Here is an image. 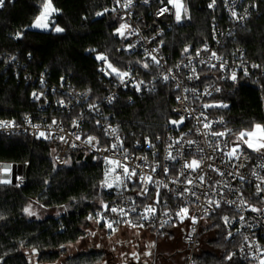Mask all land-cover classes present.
<instances>
[{"label":"built area","instance_id":"1","mask_svg":"<svg viewBox=\"0 0 264 264\" xmlns=\"http://www.w3.org/2000/svg\"><path fill=\"white\" fill-rule=\"evenodd\" d=\"M260 1L222 0L226 19L211 22V39L170 63L163 53V38L169 23H179L174 3L109 0L103 13L119 21L116 33L124 42L119 53L138 59L118 70L106 57L99 58V73L110 79L107 93L99 100L92 99L90 90H69L64 78L58 91L48 84L45 72L38 79L26 75L36 85L30 102L38 112L20 120L0 118V138L29 135L50 142L56 146L52 155L56 167L65 165L69 152L78 148L103 161L116 162L114 179L119 186L109 189L113 197L92 215L102 229L128 228L161 235L179 231L186 251L184 264H196L203 228L226 209L221 218L227 240L236 243L233 257L245 264H261L264 151L236 149L229 121L213 111L219 105L208 102L221 92L223 84L235 86L242 79L260 83L264 79V62L251 60L245 49L228 44L237 29L247 27L260 15ZM209 5L215 10L213 0ZM150 8V18H146L142 9ZM0 63L7 68L16 59L0 54ZM163 84L176 93L164 133L139 137L133 132L122 133L112 111L114 103L126 95L132 104L138 97L156 93ZM54 109L70 117L58 116ZM90 122L97 133H86ZM193 161L197 165L188 167ZM14 165L21 164H0V185H12ZM22 166V173L15 174L18 186L27 183L26 166Z\"/></svg>","mask_w":264,"mask_h":264},{"label":"trees","instance_id":"2","mask_svg":"<svg viewBox=\"0 0 264 264\" xmlns=\"http://www.w3.org/2000/svg\"><path fill=\"white\" fill-rule=\"evenodd\" d=\"M213 2L215 10L209 9L210 0L183 1L188 18L181 23H169L163 38V53L170 63L208 42L212 21L225 22L222 0ZM4 3L0 10V54L14 57L16 63L7 68L0 63V118L20 120L38 112L30 102L36 85L26 75L38 79L45 72L48 84L55 85L58 91L64 78L69 90H90L92 99L99 100L107 93L110 79L99 73L98 57H106L118 70L138 59L119 53L124 43L116 33L119 21L103 13L109 0H50L55 13L48 32L32 29L45 0H4ZM152 10L142 12L150 18ZM260 10V15L247 27L237 29L228 44L245 49L249 59L263 64L264 0L260 1ZM57 27L63 31L57 32ZM175 98L172 87L164 84L156 93L138 97L132 104H128L126 95L122 96L112 106L116 125L122 133L133 132L138 137L163 134ZM208 102L219 105L213 111L229 121L234 134L258 124L264 127V79L260 83L242 79L235 86L223 84L221 92ZM54 113L70 117L57 109ZM86 130L97 133L91 122ZM55 148L50 142L33 140L29 135L0 138V164L24 165L27 176L24 186L0 185L1 264H27L19 254L21 247L40 251L42 262L56 261L59 253L55 250L78 241L83 235V224L92 220L94 211L113 197L105 188L107 166L103 160L78 148L69 152L67 164L59 168L52 159ZM32 199L46 209L64 211L40 221L29 220L24 207ZM224 211L221 209L212 224L203 228L196 264H245L232 255L236 243L225 236L221 218ZM172 233L180 237L176 230L169 231L167 236ZM100 255L81 258L95 262Z\"/></svg>","mask_w":264,"mask_h":264},{"label":"rangeland","instance_id":"3","mask_svg":"<svg viewBox=\"0 0 264 264\" xmlns=\"http://www.w3.org/2000/svg\"><path fill=\"white\" fill-rule=\"evenodd\" d=\"M180 1L183 7L179 23L188 18L186 6L183 3L184 0ZM54 13L55 11H52L47 19L43 21L47 23L48 27H36L34 26L35 21L32 29L41 32L50 31ZM255 126L251 130L243 131V133L255 131ZM261 126L263 127V125ZM241 133L234 134L231 138L232 144L236 149L250 153L264 151V148L257 151L248 147L244 141L249 139V137L241 138ZM252 141L254 144L257 143V137H252ZM104 162L107 166L105 188L109 190L118 187L119 183L114 179L117 169L116 162L112 160H105ZM63 166H59V168ZM25 209H29L32 215H29ZM63 211L62 209H46L35 199L30 200L24 207L27 219L36 221H40L49 215L59 216ZM81 230L83 235L78 241L55 250V252L59 253V258L54 262H42L40 259L41 252L33 248L21 247L19 254L24 257L27 264H77L79 259L78 264H184V246L180 242L178 234L175 236L172 233V235L167 236V234L161 235L128 228L110 232L98 227L93 220L85 222ZM90 254L103 255H100V258L95 262L91 259L81 258V256H89ZM1 263L2 260L0 259Z\"/></svg>","mask_w":264,"mask_h":264},{"label":"snow or ice","instance_id":"4","mask_svg":"<svg viewBox=\"0 0 264 264\" xmlns=\"http://www.w3.org/2000/svg\"><path fill=\"white\" fill-rule=\"evenodd\" d=\"M169 3H174V6L176 8V19L177 21H180L181 19V10H182V4L178 2V0H169ZM4 4V0H0V7H3ZM212 5H209V7H211ZM166 10V9H165ZM52 11H55V9L52 8L50 0H45V3L43 5V11L40 13V16L37 17L36 23L34 26L36 27H48L47 23H44L43 21H45L48 17V15H50V13ZM186 11V10H185ZM99 15V13H98ZM122 28L125 26H121ZM57 32L63 31V29L57 27L55 29ZM100 59H104V57H98ZM145 67H147V65H145ZM115 71V69H113ZM126 75V74H125ZM233 79H235V75H233ZM35 95V94H34ZM224 107H226V105H222ZM173 123H176L175 121H173ZM258 134V136H257ZM41 135H44L43 133H41ZM220 135H223L222 133ZM245 136L249 137V139L245 140L244 142L248 145V147L250 148H254L255 150H260L261 148H264V127H262L261 125H256L255 126V131L253 132H249V133H241L240 137L244 138ZM252 137H257V143H253L252 141ZM193 165H197L196 161H193L192 164L187 165L188 167H192ZM6 167H10V166H6ZM26 212L29 213V215H32V213L29 211V209H25ZM112 211H116L115 209H112ZM149 211H151V209H149ZM182 211H187L186 209L182 210ZM109 227H111V225H109ZM261 264H264V261L261 262Z\"/></svg>","mask_w":264,"mask_h":264},{"label":"water","instance_id":"5","mask_svg":"<svg viewBox=\"0 0 264 264\" xmlns=\"http://www.w3.org/2000/svg\"><path fill=\"white\" fill-rule=\"evenodd\" d=\"M19 172V174L20 173H22V171H23V166L22 165H18V166H13V177H12V185L14 186V185H16V182H15V174H16V172Z\"/></svg>","mask_w":264,"mask_h":264},{"label":"bare ground","instance_id":"6","mask_svg":"<svg viewBox=\"0 0 264 264\" xmlns=\"http://www.w3.org/2000/svg\"><path fill=\"white\" fill-rule=\"evenodd\" d=\"M4 182H5V183L7 182L6 178L4 179Z\"/></svg>","mask_w":264,"mask_h":264},{"label":"crops","instance_id":"7","mask_svg":"<svg viewBox=\"0 0 264 264\" xmlns=\"http://www.w3.org/2000/svg\"><path fill=\"white\" fill-rule=\"evenodd\" d=\"M152 233V232H151Z\"/></svg>","mask_w":264,"mask_h":264}]
</instances>
